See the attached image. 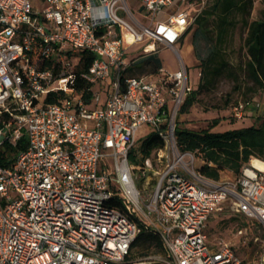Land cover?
Listing matches in <instances>:
<instances>
[{"label": "built area", "instance_id": "obj_1", "mask_svg": "<svg viewBox=\"0 0 264 264\" xmlns=\"http://www.w3.org/2000/svg\"><path fill=\"white\" fill-rule=\"evenodd\" d=\"M139 1L137 12L129 0H0V149L26 139L0 165V264H130L142 228L159 234L171 264H264V169L251 160L214 180L178 146L194 89L175 45L210 0ZM137 45L143 56L130 57ZM162 49L176 70L128 75ZM143 126L163 142L144 161V183L152 158L163 167L152 190L129 162ZM223 213L250 220L238 235L247 250L261 243L260 257L209 246L208 221Z\"/></svg>", "mask_w": 264, "mask_h": 264}, {"label": "trees", "instance_id": "obj_2", "mask_svg": "<svg viewBox=\"0 0 264 264\" xmlns=\"http://www.w3.org/2000/svg\"><path fill=\"white\" fill-rule=\"evenodd\" d=\"M253 4L254 0H214L197 20L196 24L199 25L206 18L214 17L216 39L206 57L197 56L201 70L199 84L187 99L181 113L188 112L201 91L214 90L222 79L232 82L235 89H240L241 81L245 80L252 85L253 90L264 91V9L259 12V18L251 21ZM261 4L264 7V0ZM238 24L246 30L244 39L246 61L242 65L234 66L226 59L225 48L230 31ZM92 61L93 57H87L84 68L87 69ZM159 69V60L151 57L128 72L132 76L136 73L144 74L147 70L150 72L146 74L156 73ZM217 124L218 121L214 120L210 126ZM176 134L180 150L199 154L203 161L200 173L214 180H219L221 174L225 172L232 173L235 177L239 176L252 159L264 162V114L248 127L224 133L211 132L208 129L194 132L178 126ZM25 143L26 139L23 137L15 146L5 144L0 149V165L3 167L9 165L11 159L24 148ZM162 147V140L152 133L142 143L140 149L133 150L130 155L129 162L133 172L142 173L145 159ZM143 180L141 179V184ZM114 205L121 207L118 201L114 202ZM155 254L165 255L170 261L159 234L142 228L131 244L127 261L130 263L137 257Z\"/></svg>", "mask_w": 264, "mask_h": 264}, {"label": "rangeland", "instance_id": "obj_3", "mask_svg": "<svg viewBox=\"0 0 264 264\" xmlns=\"http://www.w3.org/2000/svg\"><path fill=\"white\" fill-rule=\"evenodd\" d=\"M262 0H254L253 9L250 20L259 18V12L264 9L261 4ZM214 0H210L209 8ZM130 5L138 12L140 9L139 0H129ZM138 16H140L138 14ZM216 23L214 17L206 18L199 25L196 24L183 38L179 41L175 48L184 60V63L189 69L190 85L196 89L199 84V76L201 70L199 69L200 61L197 56L204 58L211 50L216 39ZM246 30L241 24H238L230 31L227 38V45L225 48L226 59L234 66L244 64L246 61V54L244 48V39ZM142 45L134 47L135 57L143 56L141 51ZM157 58L167 71H174L177 67V57L169 49H163L159 53L152 56ZM150 57H144L143 61ZM77 63V58L74 59V64ZM145 72L144 74L148 73ZM150 72V71H149ZM105 97L102 98V103ZM238 104L244 106L243 117L238 120L233 118L232 109ZM264 114V91L253 90L250 83L245 80L241 81V88L235 89L234 84L229 80L222 79L216 88L212 91H201L197 95V101L194 102L188 112L181 113L178 116V125L185 130L199 132L203 129H208L211 132L224 133L234 129H240L252 125L258 117ZM217 120L216 126L210 124ZM152 134L149 126H143L138 134L136 141V150H139L142 143ZM196 162V166H202V160ZM151 169L148 170L146 182H149L147 187L144 180L141 184V179H145L142 173L135 172L138 185L144 190H152L157 176L156 173L162 170V165L152 158ZM235 175L229 172L221 174V180L234 178ZM250 220L241 215H232L228 213L212 215L208 221L206 233L208 235V244L215 250H220L225 246L231 247L236 255L241 260H246L247 254L250 258H258L262 254V244L252 242L247 249L244 248L245 238L238 235L240 229H251ZM130 264H171L165 255L155 254L148 257H137Z\"/></svg>", "mask_w": 264, "mask_h": 264}, {"label": "crops", "instance_id": "obj_4", "mask_svg": "<svg viewBox=\"0 0 264 264\" xmlns=\"http://www.w3.org/2000/svg\"><path fill=\"white\" fill-rule=\"evenodd\" d=\"M182 40H183V39H182ZM162 50H163V49H162ZM135 52H136V51H135ZM159 52H160V51H159ZM159 52H158V53H159ZM156 54H157V53H156ZM134 55H135V54H134ZM134 55H133V56L131 55L130 57H133V58H134V57H135ZM153 55H155V54H153ZM153 55L144 56V57H145V58H146V57H150V58H151ZM180 56H181V55H180ZM144 57H142V58L138 59L136 62H134V64L130 67L129 71L132 70V69L134 68V66H136V65H138L140 62H142ZM181 58H182V57H181ZM156 59H157V58H156ZM182 59H183V58H182ZM183 61H184V60H183ZM159 62H160V61H159ZM187 67H188V66H187ZM160 68H163L161 62H160ZM176 68H177V67H176ZM188 70H189V69H188ZM152 74H154V73H152ZM128 75H131V74H129V72H128ZM134 75H146V74H139V73H136V74H134Z\"/></svg>", "mask_w": 264, "mask_h": 264}, {"label": "bare ground", "instance_id": "obj_5", "mask_svg": "<svg viewBox=\"0 0 264 264\" xmlns=\"http://www.w3.org/2000/svg\"><path fill=\"white\" fill-rule=\"evenodd\" d=\"M251 164L260 169H264V165L257 159H252Z\"/></svg>", "mask_w": 264, "mask_h": 264}]
</instances>
